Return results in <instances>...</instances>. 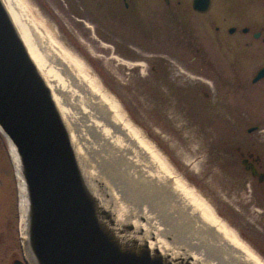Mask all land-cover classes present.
Segmentation results:
<instances>
[{
  "label": "rangeland",
  "instance_id": "374dc122",
  "mask_svg": "<svg viewBox=\"0 0 264 264\" xmlns=\"http://www.w3.org/2000/svg\"><path fill=\"white\" fill-rule=\"evenodd\" d=\"M24 1L27 16L64 42L107 87L126 120L166 154L170 168L235 223L244 242L256 243L264 259V197L249 182L235 151L236 143L250 136L246 128L264 117V106L249 100L252 91L236 89L237 61L222 58L221 34L211 23L210 15L220 9L211 7L205 26L202 16L189 10V0L175 10L162 0H134L128 9L122 0ZM65 99L78 141L79 133L91 131L74 100ZM81 146L86 159L93 158L107 173L116 168L102 159V151ZM18 198L8 141L1 134L0 264L26 258Z\"/></svg>",
  "mask_w": 264,
  "mask_h": 264
},
{
  "label": "water",
  "instance_id": "95a60500",
  "mask_svg": "<svg viewBox=\"0 0 264 264\" xmlns=\"http://www.w3.org/2000/svg\"><path fill=\"white\" fill-rule=\"evenodd\" d=\"M0 130L15 147L27 201L26 258L11 264H212L172 233L164 234L172 248L157 244L152 230L135 223L145 221L142 213L119 214L109 195L96 193L70 126L2 0Z\"/></svg>",
  "mask_w": 264,
  "mask_h": 264
},
{
  "label": "bare ground",
  "instance_id": "6f19581e",
  "mask_svg": "<svg viewBox=\"0 0 264 264\" xmlns=\"http://www.w3.org/2000/svg\"><path fill=\"white\" fill-rule=\"evenodd\" d=\"M2 1L29 54L50 86L65 120L69 124V109L64 106L66 95L74 100L75 107H79L81 116L86 118L85 126L90 129L88 134L91 137L88 138L87 133H79L80 144L83 142L96 153L98 150L99 154L102 151V159L108 158L109 166L117 164V169L112 167L107 173L97 166L96 160L86 159L84 152L81 153L82 146L73 137L82 168L96 193L100 197L109 195L119 214L134 213L139 217L142 213L145 221L139 223L135 217V223L147 233L152 230L159 245L172 248L173 243L171 245L164 240L165 233H172L175 238L183 240L181 243L176 239L197 259L209 260L212 264H264L260 251L240 238L237 225L227 222L204 194L170 168L166 154H161L153 146L147 132L126 120V114L123 116L121 106L107 87L69 51L64 42H58L49 30L27 16L25 1ZM57 93L61 95V101ZM7 141L17 179L19 229L24 237L27 210L24 183L15 147ZM118 169L120 178L116 177ZM124 194L129 195L130 201ZM124 198L128 199L126 204ZM124 205L128 206L124 208ZM216 213L222 217L221 220Z\"/></svg>",
  "mask_w": 264,
  "mask_h": 264
},
{
  "label": "flooded vegetation",
  "instance_id": "af4514ba",
  "mask_svg": "<svg viewBox=\"0 0 264 264\" xmlns=\"http://www.w3.org/2000/svg\"><path fill=\"white\" fill-rule=\"evenodd\" d=\"M122 1L125 9L134 2ZM162 1L173 10L183 2ZM213 5L220 9L217 14L212 12L210 16L213 20L210 22L214 30L221 34L222 58L228 62L237 61V91H252L253 99L249 96V100L264 106V0H205V3H198V8L193 6V0L188 3L189 10L202 16L205 26L210 25L206 14ZM256 119L257 122L246 128L250 136L236 143L235 151L244 174L250 178L249 182L264 197V117ZM250 244L256 248V243Z\"/></svg>",
  "mask_w": 264,
  "mask_h": 264
}]
</instances>
